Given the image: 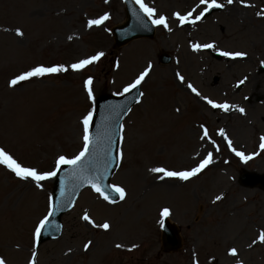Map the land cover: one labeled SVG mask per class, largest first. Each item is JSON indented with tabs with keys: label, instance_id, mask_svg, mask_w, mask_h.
Returning <instances> with one entry per match:
<instances>
[{
	"label": "rangeland",
	"instance_id": "1",
	"mask_svg": "<svg viewBox=\"0 0 264 264\" xmlns=\"http://www.w3.org/2000/svg\"><path fill=\"white\" fill-rule=\"evenodd\" d=\"M144 2L155 7L154 18H167L172 31L156 25L152 39L115 47L112 28L126 21L124 0H0V146L26 166L52 170L60 155L71 158L82 150L81 120L95 103L85 89L88 77L95 99L121 95L152 65L140 85L144 96L124 120L123 159L111 180L125 189L123 200L111 203L84 190L63 217L61 237L36 248L35 228L50 211L53 180L39 189L0 166V256L6 264H29L33 252L37 264H264V187L240 182L244 171L264 174V0H233L231 5L217 0L223 8L183 26L174 13L192 11V20L206 5L200 0ZM105 13L109 20L87 27ZM44 23L54 29L42 41ZM213 42L214 49L192 48ZM100 51L105 56L84 71L10 85L32 67L70 66ZM222 51L247 55L232 59ZM162 53L170 55V62H160ZM205 97L243 107L245 113L213 109ZM204 127L209 135L201 139ZM233 148L250 158L238 157ZM209 153L212 163L175 188L167 181L179 179L161 180L162 174L150 171L191 170ZM216 196L222 199L215 201ZM165 207L183 239L182 248L171 253L161 243ZM85 213L92 223L82 219ZM105 222L107 230L99 227ZM232 248L236 256L229 254Z\"/></svg>",
	"mask_w": 264,
	"mask_h": 264
},
{
	"label": "snow or ice",
	"instance_id": "2",
	"mask_svg": "<svg viewBox=\"0 0 264 264\" xmlns=\"http://www.w3.org/2000/svg\"><path fill=\"white\" fill-rule=\"evenodd\" d=\"M106 2H107V0H106ZM136 3L139 4L141 10L145 13V15L149 18V20L151 21V23L153 25L162 26L163 28H165L169 32L172 31V29L169 27V24L167 22V18L165 16L161 15L158 18H154V17H156L155 7H150L148 4H146L144 2V0H136ZM232 3H233V0H227V4L231 5ZM200 5H206V7L204 8L203 11H201L198 15H196L195 18L192 20H189V17H192V15H193L192 11H189L185 15H181L180 13H174V16L179 21L181 26H183L186 22L194 24L197 21H200L205 16V12H207L210 9L223 8L224 7V4L218 3L217 0H211V3H208V0H200ZM200 5H197V7H199ZM193 11H195V9ZM257 15H260V13H257ZM109 19H110V14L105 13L104 15L99 17L98 19L89 20L87 22V27L92 28L93 26H100L105 21H107ZM16 31H17V35H21V36L23 35V33L20 29H17ZM71 39H72V37L70 36L69 40H71ZM215 47H216V45L214 42L213 43H205L203 45L198 44V43L192 45V48L194 51H200L201 49H214ZM220 54L223 56H226V57H230L232 59L243 58L247 55L246 53L239 52V51L238 52L222 51ZM104 56H105V53L103 51H100V52H97L95 55H92V56L85 58V59H81L78 62L71 64L70 66H65L63 64L51 65V66L38 65V66L32 67L30 70H28V71L16 76L15 78H13L10 81V85L16 86L20 82L27 81V80H30L32 78H42V77H47V76H54V75H57L59 73H66L69 70H72L74 72L84 71L87 69L88 66H90L96 62H99L101 60V58ZM261 63L264 64V61H262ZM151 67H152V65L149 64L148 68H146L142 73H140L138 78H136L132 84L125 87L123 90L124 93H127L133 89L138 90L139 86L142 84L143 81H145V78L149 75V70L151 69ZM177 76L181 82L184 81V77L182 75H180L178 73ZM246 79L247 78L245 77V79L239 81V83L237 84V87L242 85ZM84 84H85V89H86L88 98L94 102L95 101V95H94V90H93V78L88 77L84 81ZM187 86L197 96L201 95L197 91V89L195 87H193V85L188 84ZM143 96H144V93L141 91H138V97L142 98ZM204 99L207 101L208 105H210L213 109H222L224 112H228L230 110V108H234V109L238 110L241 114L245 113V109L243 107H238L235 105L230 106L227 102L222 103V104L216 103L213 100L208 99L207 97H205ZM139 102H140V100L137 99V103H139ZM124 110L130 111V109L127 106H125ZM176 111L179 112L180 111L179 108H177ZM93 115H94L93 112L89 111L86 115L83 116V118L81 120V124L83 127V136H82L83 148H82V150L79 151V153L77 155H75L74 157H71V158L66 157L64 155H60L57 158L56 163H55V167L52 170H48V171H45L42 169L38 170L35 167L26 166L21 160H19L18 157H15L11 153V151L6 149L4 146H0V166H4L7 170L14 173L17 178H19L23 181L34 182V184L37 188L43 189L44 188V182L54 180L57 177L58 172L60 171L62 166L71 165L73 168L72 175L74 177H77V178L83 177V179H86L87 182L90 184V186L97 193H99L105 201L110 200L109 195L105 194L106 192H108L110 190H114L118 194L119 199L123 200L125 198V189L124 188L114 187L111 184H109L106 188H101V186L97 182H94L91 178L83 176L84 172L86 171L85 166H84L85 161L89 155L90 146L93 143L92 135H91V124L93 121ZM219 134L221 136H224L227 139L226 133L223 129L219 130ZM208 135H209L208 129L206 127H204L203 128V136L201 137V139L207 138ZM123 140H124V125L120 124V140L117 143V153L118 154L115 158L117 161H122V159H123V150L120 147V144L123 142ZM261 140L264 141V137H261ZM228 145H229V147L232 146V141L230 139H228ZM260 147H261V149H264V143H262L260 145ZM232 150L235 152V154L238 157H241L245 160L250 158V157H245L244 153L237 151L235 148H233ZM109 162H111V161H109ZM211 163H212V155H211V153H209L208 157L206 159H204L197 167L192 168L191 170L172 171V170H168V169H165L162 167H154V168H151L150 171L152 173L162 174L159 176V178L161 180H164L165 178H169V179H179V180L187 181L190 178L195 177L197 174L201 173V171L203 169H205ZM107 170L108 169L106 167L105 171H107ZM60 195H61V197L65 196V190L63 187V182L61 183ZM111 199L114 200L115 197H112ZM221 199H222L221 196L215 197V201H219ZM49 208H50V211L48 212V214L38 222V224L35 228L34 236L37 240L39 239V237L41 235V230L48 226L49 217L52 216L55 212L56 205L54 203V198L52 196L49 197ZM170 215H171V210L169 208L165 207L162 209V211H161L162 217H168ZM82 219L87 221V222L92 223L90 221V218L87 215V213L84 214ZM160 224H161V226L164 225L163 219H161ZM93 226H96V225L93 224ZM99 227H102L103 229L107 230V229H109L110 225L107 222H105L102 225H99ZM260 240L264 241V233H261ZM90 244H91V242H89V244L85 245V249H87ZM116 247L119 248V247H121V245L117 244ZM229 254L232 256H236L237 250L235 248H232L230 250ZM36 256H37V254L35 252H33L32 253V259L30 260L29 264H37ZM0 264H6V260L2 256H0ZM238 264H239V262H238Z\"/></svg>",
	"mask_w": 264,
	"mask_h": 264
},
{
	"label": "water",
	"instance_id": "3",
	"mask_svg": "<svg viewBox=\"0 0 264 264\" xmlns=\"http://www.w3.org/2000/svg\"><path fill=\"white\" fill-rule=\"evenodd\" d=\"M127 4L128 22L124 26L114 29L117 45L124 44L135 37H152L154 34L153 26L147 21L139 9L129 0ZM163 61H168V58L164 57ZM138 91H140L139 88L138 90L133 89L122 97L103 95L97 100L96 113L93 120V143L90 146V152L85 161L84 166L86 171L83 176L91 178L101 188L108 186V179L117 166V160L115 158L117 156V143L120 138V124L128 112L124 108L127 106L130 109L137 102V99H139ZM106 167L108 169L107 171H105ZM65 170L66 174L62 179L65 196L61 197L60 195L62 182H57L55 187L56 198L59 195L63 203L62 205L56 204L55 212L50 216L48 226L46 227L48 231H45L46 234L42 235L41 241L59 235V220L61 214L71 207L79 191L83 187L90 185L83 177L77 178L72 175L73 168L71 165H67ZM259 179L252 176L249 180L252 183H256ZM110 194L117 198L114 191H111ZM164 234V243L167 249H177L180 245L179 239L176 236L177 230L168 221H165L164 224Z\"/></svg>",
	"mask_w": 264,
	"mask_h": 264
},
{
	"label": "bare ground",
	"instance_id": "4",
	"mask_svg": "<svg viewBox=\"0 0 264 264\" xmlns=\"http://www.w3.org/2000/svg\"><path fill=\"white\" fill-rule=\"evenodd\" d=\"M136 2V1H135ZM137 4V3H136ZM37 12V11H36ZM199 22V21H197ZM196 22V23H197ZM51 23V22H50ZM194 23V24H196ZM52 24V23H51ZM193 24V23H192ZM54 29V26L52 25H47V23H44V25H42V27L40 28V36H41V40L42 41H45L46 39H48V33L50 30ZM146 59H149L148 55L146 57ZM132 60V59H131ZM133 62V61H132ZM135 63V62H134ZM134 66H136V64H134ZM172 101H176V96H172L171 98ZM243 160V159H242ZM181 184V181L178 180V181H167V187L169 188H175L177 187V185H180Z\"/></svg>",
	"mask_w": 264,
	"mask_h": 264
}]
</instances>
